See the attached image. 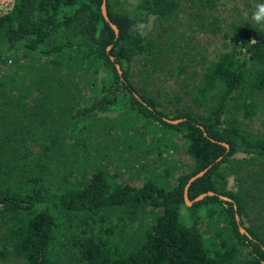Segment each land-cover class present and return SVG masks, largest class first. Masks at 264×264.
<instances>
[{
    "label": "trees",
    "instance_id": "1",
    "mask_svg": "<svg viewBox=\"0 0 264 264\" xmlns=\"http://www.w3.org/2000/svg\"><path fill=\"white\" fill-rule=\"evenodd\" d=\"M102 2L14 0L0 15V65L15 51L45 58L54 68L91 72L97 93L78 113L131 112L143 121L142 132L154 137L150 150L165 167L140 183L98 168L49 184L45 161L56 139L37 140V150L19 149L18 167L0 157V264H264V234L245 225L246 196L228 188L224 170L237 154L264 159V137L248 133L240 119L255 116L256 96L264 90V29L241 28L233 49L207 66L194 95L207 111L171 116L134 82V61L152 62L158 45L131 30L172 16L178 0H140L125 12L108 0L118 37L102 15ZM22 81L15 69L0 75V119L30 98ZM34 91V101L45 95L40 86ZM164 118L184 120L173 124ZM209 166L191 185L190 199L214 191L232 201L214 195L188 206L187 182ZM117 212L123 222L140 213L151 220L131 242L129 233L118 231L121 225L112 218Z\"/></svg>",
    "mask_w": 264,
    "mask_h": 264
},
{
    "label": "rangeland",
    "instance_id": "2",
    "mask_svg": "<svg viewBox=\"0 0 264 264\" xmlns=\"http://www.w3.org/2000/svg\"><path fill=\"white\" fill-rule=\"evenodd\" d=\"M139 1L111 0V6L125 12ZM13 2L0 0V15L10 11ZM178 2L172 16L152 18L145 24L146 36L158 45L154 60L134 61L136 85L154 97L158 107L171 116L183 111H207V106H198L194 100L207 66L223 52L233 49L241 28L264 29L246 21L241 14L250 9L251 0ZM22 54L12 51L8 64L0 65V75L15 69L24 78L22 83L27 85L24 92L30 96L0 119L1 158L18 167L19 149L35 146L37 150L41 147L37 140L56 139V144H50L49 158L45 161L49 166L46 172L49 184L68 174L77 177L98 168L125 181L140 183L144 176L157 175L165 167L160 166L150 150L154 137L142 132L143 121L135 119L131 112L78 113L83 108L81 103L97 93L91 72L54 68L45 58L34 60ZM100 69L102 74L104 67ZM36 86L45 92L39 97L40 102L32 98ZM256 103L255 116L246 119L240 114L241 124L248 133L264 137V90L257 94ZM179 158L173 155V159ZM224 167L229 173L228 188L246 196L245 225L264 234V159L237 154ZM119 215L114 213L112 218L121 225L119 233H129L131 242L136 241L151 220L148 213H140L126 222L119 220Z\"/></svg>",
    "mask_w": 264,
    "mask_h": 264
},
{
    "label": "water",
    "instance_id": "3",
    "mask_svg": "<svg viewBox=\"0 0 264 264\" xmlns=\"http://www.w3.org/2000/svg\"><path fill=\"white\" fill-rule=\"evenodd\" d=\"M108 0H103L102 2V6H101V10H102V15L104 17V19L109 23L110 27L114 30L115 34H116V37L119 36L120 34V29L118 27V25L112 21V19L110 18L109 16V13H108V3H107ZM112 48V46H109L108 47V51ZM111 60L115 61V56L111 55L110 56ZM116 67L119 71V73H122V69H121V66L119 64H116ZM135 96L141 101L143 102L145 105L146 102L143 101V99L137 94L135 93ZM167 122L169 123H173V124H177L181 121H183L184 119H170V118H164ZM224 146H226L227 148H229V145L225 142L222 143ZM221 159V158H220ZM219 159V160H220ZM211 166L199 171L197 174H195L194 176H192L189 181L187 182L186 186H185V189H184V199H185V202L188 206H191L193 205L195 202H200L202 201L203 199H205L206 197L208 196H214V195H218L220 199L222 200H226V201H232L231 198L227 197V196H224V195H221V194H218L214 191H208V192H205V193H202L200 195H198L197 197H195L193 200L190 199L189 197V189L191 187V185L199 178H201L202 176H204L208 170L210 169ZM235 207L237 208V206L235 205ZM236 218H237V221L240 223L241 221V217L239 214H236ZM239 229L241 231V233L243 234H247L249 237H251L250 233L248 232V230L241 224H239Z\"/></svg>",
    "mask_w": 264,
    "mask_h": 264
},
{
    "label": "clouds",
    "instance_id": "4",
    "mask_svg": "<svg viewBox=\"0 0 264 264\" xmlns=\"http://www.w3.org/2000/svg\"><path fill=\"white\" fill-rule=\"evenodd\" d=\"M241 14L243 18L251 24L264 27V0H251L250 9L243 10ZM146 27L147 25L141 24L134 27L131 31L143 36L146 35ZM252 42L254 43L255 40H252Z\"/></svg>",
    "mask_w": 264,
    "mask_h": 264
}]
</instances>
